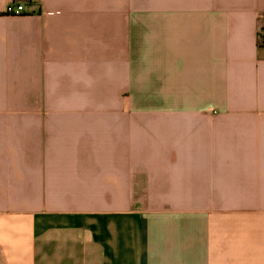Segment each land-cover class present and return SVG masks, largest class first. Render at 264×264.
<instances>
[{
  "label": "crops",
  "instance_id": "0c3cea01",
  "mask_svg": "<svg viewBox=\"0 0 264 264\" xmlns=\"http://www.w3.org/2000/svg\"><path fill=\"white\" fill-rule=\"evenodd\" d=\"M0 264H264V0H0Z\"/></svg>",
  "mask_w": 264,
  "mask_h": 264
},
{
  "label": "built area",
  "instance_id": "2783aa9c",
  "mask_svg": "<svg viewBox=\"0 0 264 264\" xmlns=\"http://www.w3.org/2000/svg\"><path fill=\"white\" fill-rule=\"evenodd\" d=\"M25 12L24 6L22 5H10L7 10V15H21Z\"/></svg>",
  "mask_w": 264,
  "mask_h": 264
},
{
  "label": "trees",
  "instance_id": "16d2710c",
  "mask_svg": "<svg viewBox=\"0 0 264 264\" xmlns=\"http://www.w3.org/2000/svg\"><path fill=\"white\" fill-rule=\"evenodd\" d=\"M7 15V14H6Z\"/></svg>",
  "mask_w": 264,
  "mask_h": 264
}]
</instances>
